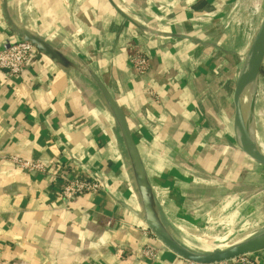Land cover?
Segmentation results:
<instances>
[{"label":"crops","instance_id":"1","mask_svg":"<svg viewBox=\"0 0 264 264\" xmlns=\"http://www.w3.org/2000/svg\"><path fill=\"white\" fill-rule=\"evenodd\" d=\"M263 9L264 0H0V49L20 40L16 29L57 57L36 50L21 76L0 73V264H184L148 229L145 188L183 243L204 231L205 243L227 247L263 231L264 168L233 131L235 83ZM135 47L149 61L141 79ZM95 79L126 124L137 181ZM12 157L61 160L101 190L67 204L48 174L24 173ZM248 258L264 264V250Z\"/></svg>","mask_w":264,"mask_h":264},{"label":"water","instance_id":"2","mask_svg":"<svg viewBox=\"0 0 264 264\" xmlns=\"http://www.w3.org/2000/svg\"><path fill=\"white\" fill-rule=\"evenodd\" d=\"M16 36L29 44L36 50L57 58L53 51L41 40L12 29ZM264 60V9L258 29L253 37L249 51L245 57L242 68L236 79L233 93L234 121L233 131L235 142L238 148L250 157L254 162L264 168V155L259 150L260 141L256 133L254 113L257 81L261 72ZM95 85L107 100L108 106L113 113L115 121L121 131V138L132 166H136L135 179H138V158L134 144L126 127V124L119 114L116 106L108 97L105 89L95 79ZM141 178L139 179V181ZM143 202V212L146 225L153 236L171 253L184 262L194 264H216L228 262L251 255L264 250V230L250 236L242 241L227 246L224 249H216L211 252L196 251L185 243L178 240L172 232L162 227L157 221L154 213L147 204L149 188L139 189ZM145 198V200L143 199Z\"/></svg>","mask_w":264,"mask_h":264},{"label":"built area","instance_id":"3","mask_svg":"<svg viewBox=\"0 0 264 264\" xmlns=\"http://www.w3.org/2000/svg\"><path fill=\"white\" fill-rule=\"evenodd\" d=\"M36 49L22 40H13L5 49H0V73L8 78L21 76L30 63ZM131 65L135 75L143 78L148 73L149 61L138 47L131 51ZM16 168L24 173H45L51 177L53 192L69 204L73 199L86 194H95L101 190V185L94 177L82 173L76 167L57 160L51 165H44L33 160H24L18 157L11 158ZM143 255L147 259H154L156 251L150 247L143 249ZM184 264H194L184 262ZM216 264H258L255 260L239 258L236 260Z\"/></svg>","mask_w":264,"mask_h":264},{"label":"rangeland","instance_id":"4","mask_svg":"<svg viewBox=\"0 0 264 264\" xmlns=\"http://www.w3.org/2000/svg\"><path fill=\"white\" fill-rule=\"evenodd\" d=\"M258 85H259V90L262 93H264V68H263L262 76L260 77V79L258 81ZM262 119L264 120V116L262 117ZM260 125H259V128H260L259 131L261 133V138L263 139V141L260 138L261 144H260L259 148L264 149V124H262V126H260ZM215 229H216V231H212V232L221 234V236L224 235L226 232V228L222 227V226H218ZM201 232L207 234L204 231H199L200 234H198L197 238L190 240V243H185V244L188 245L190 248L196 250V251H202V252H206V251L211 252V251L216 250V249L226 248L225 245H227V243H220V242L205 243L207 241L204 240L205 238ZM246 258L247 257H244V259H246ZM255 262H257V261L255 260Z\"/></svg>","mask_w":264,"mask_h":264},{"label":"bare ground","instance_id":"5","mask_svg":"<svg viewBox=\"0 0 264 264\" xmlns=\"http://www.w3.org/2000/svg\"><path fill=\"white\" fill-rule=\"evenodd\" d=\"M262 114L261 115H263L264 116V112H261ZM259 150L261 151V153L264 155V149L262 148H259Z\"/></svg>","mask_w":264,"mask_h":264}]
</instances>
